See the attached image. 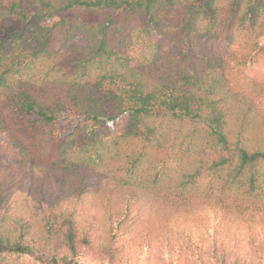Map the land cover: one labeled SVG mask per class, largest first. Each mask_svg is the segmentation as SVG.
<instances>
[{
  "label": "trees",
  "instance_id": "trees-1",
  "mask_svg": "<svg viewBox=\"0 0 264 264\" xmlns=\"http://www.w3.org/2000/svg\"><path fill=\"white\" fill-rule=\"evenodd\" d=\"M0 264H264V0H0Z\"/></svg>",
  "mask_w": 264,
  "mask_h": 264
},
{
  "label": "rangeland",
  "instance_id": "rangeland-1",
  "mask_svg": "<svg viewBox=\"0 0 264 264\" xmlns=\"http://www.w3.org/2000/svg\"><path fill=\"white\" fill-rule=\"evenodd\" d=\"M79 13L75 14L74 16L78 15ZM90 19H92L91 16H89ZM129 124V120L126 116H124L123 118H121L115 125H114V130L115 132H117L118 134H121L124 132V130L128 127ZM77 126L79 128H82V125H79L78 123L76 124L75 121L71 120L70 122H62L60 124L57 125V127L55 128V131L57 133V135H60L61 137L66 136L68 133L71 132L72 129L77 128Z\"/></svg>",
  "mask_w": 264,
  "mask_h": 264
}]
</instances>
